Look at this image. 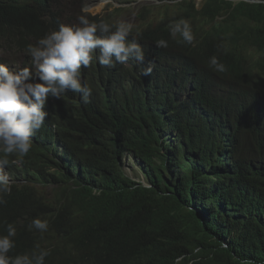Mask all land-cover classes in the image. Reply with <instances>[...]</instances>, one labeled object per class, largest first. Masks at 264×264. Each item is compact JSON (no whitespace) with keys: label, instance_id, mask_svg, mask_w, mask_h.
<instances>
[{"label":"trees","instance_id":"1","mask_svg":"<svg viewBox=\"0 0 264 264\" xmlns=\"http://www.w3.org/2000/svg\"><path fill=\"white\" fill-rule=\"evenodd\" d=\"M64 1L0 0V50L25 51L60 24L78 21L77 12L64 19ZM119 10L84 16L113 24ZM162 11L211 23L214 31H233L241 41L238 58L264 63V0H202L198 8L194 0H181ZM139 17L141 27L147 19ZM133 33L146 57L150 50L183 65V54L155 46L157 40L168 41L165 33L152 31L149 24L141 31L132 27ZM182 68L176 70L179 83L174 78L166 83L162 75L164 79L142 78L128 86H123L120 70L89 69L88 103L78 105L69 96L54 103L62 137L78 152H63L67 146L60 134L45 126L32 137L21 163L34 166L33 175L18 173L11 163L18 157H9L6 168L16 174L0 204V235L6 234L5 223L17 226L18 217L26 215L31 222L49 208L57 215L48 243L15 236L9 255L39 246L50 250L45 264H70L67 243L78 240L75 235H80V246L97 236L111 247L120 229L121 236L137 240L148 254L131 264H174L179 252L186 254L179 264H264V110L252 111L249 105L251 77V85L228 96L233 104H224L212 125L197 111L221 106L200 91L193 69ZM167 70L165 75H174ZM186 89L194 92L186 96ZM115 103V113L102 112ZM125 154L134 159L148 187L121 171ZM49 185L50 193H44ZM104 259L109 263L114 256Z\"/></svg>","mask_w":264,"mask_h":264},{"label":"clouds","instance_id":"2","mask_svg":"<svg viewBox=\"0 0 264 264\" xmlns=\"http://www.w3.org/2000/svg\"><path fill=\"white\" fill-rule=\"evenodd\" d=\"M110 1L116 6L109 3L99 14H82L78 17V21L70 25L60 24L58 29L37 39L35 44L27 45L25 53L30 56L32 62L26 67L21 68L18 63H10L7 67L0 62V153H2L0 204L5 203L3 195L11 192V183L14 182L16 174L14 170L11 169L10 173L6 168L10 163L9 157L12 155L18 157L11 161L18 166V173L33 175L34 166L26 167L21 163L32 148V137L38 131H42L43 127L47 126L60 134L59 138L67 146L62 149L63 152H70L71 155L78 152L62 137L63 123L62 119L56 118L58 112L54 108V103L63 100L65 96L72 98L78 105H83V102L88 103V98L92 94L88 78L89 69H95L97 73L100 69L120 70L123 86L136 83L142 78L157 80L166 77V83H169V78H174L172 81L179 83L180 79L176 78L175 81L178 67H183L184 70L193 69L195 73L193 79L201 87L200 91L221 106L220 108L207 106L197 111L201 120L208 121L212 125L222 115L223 105L233 104V100L228 99V96L242 90L247 82L250 85L252 83L254 89L249 103L252 111L264 110V63L251 64L238 58L241 41L233 31L229 29L214 31L211 23L179 19L171 14L162 15V10L160 19L156 22L139 13L138 16L147 19L141 27V19L139 17L137 20V15L135 25L124 21L113 24L103 21L91 22L84 16L103 17L115 8H119L116 16L118 19L123 10L122 6H129L135 0H130L128 3ZM201 2L202 0L199 2L194 0L195 8H198ZM80 3L82 5L79 11L84 6L83 0H80ZM174 3L176 2L172 0L163 2L162 8L164 5ZM147 24L152 31H161L168 38V41L157 40L155 42L157 48L169 46L179 55L185 56L182 58V66L153 54L150 50H147L150 55L145 56L142 45L137 41L135 34H132V27L141 31ZM131 34L133 37H130ZM11 67H13L12 71ZM167 68L171 69L173 76L165 75L166 72L169 73ZM250 77L251 83L247 79ZM191 92L190 89L182 90L186 96H190L194 91ZM116 106L117 103L110 104L101 110L104 112L113 109L115 113ZM73 137L78 141L77 145L80 149L85 147L81 139L75 135ZM124 167L131 170L133 177L125 173ZM120 168L125 176L148 187L140 168L128 154L121 158ZM56 216V212L49 208L31 222L27 221L25 215L17 218V226L14 223H5L6 234L0 235V264H45V258L50 255V250L39 246L31 252L16 255L9 253L16 247L15 236L18 241L38 240L43 244L48 243ZM121 235L119 229L118 238L111 242V247H107L106 243L95 236L94 242L87 244V247L81 244L82 248L80 235H75L78 240H70L67 243L70 264H131L134 259L148 255L140 249L137 240ZM111 253L114 259L108 263L104 257L110 256ZM185 256L184 252L177 253L174 264L182 263ZM158 257L160 256H153V258ZM186 264H192V260Z\"/></svg>","mask_w":264,"mask_h":264},{"label":"rangeland","instance_id":"3","mask_svg":"<svg viewBox=\"0 0 264 264\" xmlns=\"http://www.w3.org/2000/svg\"><path fill=\"white\" fill-rule=\"evenodd\" d=\"M173 2H177L179 0H172ZM200 0H195V2H199ZM84 6L79 11V2L76 0H65L62 2L63 4V17L64 19L69 17V19H73V15L75 12H77L79 15L82 14H99L101 13L109 3H111L110 0H83ZM168 2V0H135L134 2H131L130 5H124L123 10L120 12L119 20L114 17L111 19L113 22L118 21H124L131 25H135L137 20L135 19V16L139 13L142 15L152 18L155 22L160 19V12L162 10V3ZM112 5H115V3H111ZM198 5V4H197ZM78 8V9H77ZM67 10V11H66ZM77 10V11H76ZM150 14V16H149ZM76 20V19H75ZM74 20V21H75ZM72 21V23L74 22ZM71 23V24H72ZM0 62L2 64H5L8 67V64H16L21 68L26 67V65L31 61L30 56H28L25 51H14V50H0ZM17 67V66H16ZM13 67H11L12 71ZM253 150V149H252ZM125 173L133 177V174L131 170L127 167H124ZM50 185L47 187H43L44 193H50Z\"/></svg>","mask_w":264,"mask_h":264}]
</instances>
